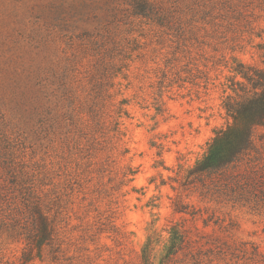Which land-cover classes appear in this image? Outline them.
I'll return each mask as SVG.
<instances>
[{
	"label": "rangeland",
	"instance_id": "obj_1",
	"mask_svg": "<svg viewBox=\"0 0 264 264\" xmlns=\"http://www.w3.org/2000/svg\"><path fill=\"white\" fill-rule=\"evenodd\" d=\"M240 62L264 67V0H0V160L47 176L55 229L42 250L0 235V264H144L180 201L264 253V215L180 187L234 124Z\"/></svg>",
	"mask_w": 264,
	"mask_h": 264
},
{
	"label": "trees",
	"instance_id": "obj_2",
	"mask_svg": "<svg viewBox=\"0 0 264 264\" xmlns=\"http://www.w3.org/2000/svg\"><path fill=\"white\" fill-rule=\"evenodd\" d=\"M135 9L136 15L147 17L152 4L142 1ZM230 82L224 108L234 124L207 143L180 187L197 192L201 201L264 215V159H253L258 154L256 130L264 128V67L240 62ZM46 179L36 167L0 160V235L28 250L55 243L54 201ZM174 210L181 222L161 231L151 228L142 249L144 264H262L259 246L233 237V219L181 201Z\"/></svg>",
	"mask_w": 264,
	"mask_h": 264
}]
</instances>
